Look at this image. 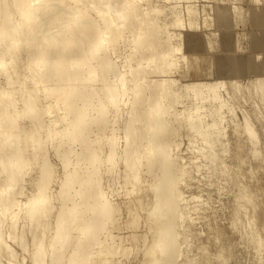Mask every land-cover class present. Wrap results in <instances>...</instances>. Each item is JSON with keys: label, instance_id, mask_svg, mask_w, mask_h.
I'll return each mask as SVG.
<instances>
[{"label": "bare ground", "instance_id": "1", "mask_svg": "<svg viewBox=\"0 0 264 264\" xmlns=\"http://www.w3.org/2000/svg\"><path fill=\"white\" fill-rule=\"evenodd\" d=\"M155 2L0 0V264H191L178 148L203 127Z\"/></svg>", "mask_w": 264, "mask_h": 264}, {"label": "rangeland", "instance_id": "2", "mask_svg": "<svg viewBox=\"0 0 264 264\" xmlns=\"http://www.w3.org/2000/svg\"><path fill=\"white\" fill-rule=\"evenodd\" d=\"M155 3L179 48V68L171 76L179 80L186 107L197 106L194 114L203 127V135L192 133L190 139L181 130L177 138L183 141L178 152L187 151L182 156L194 166L192 179L179 185L189 196L181 207L190 211L179 229L189 238L180 243L179 260L188 255L191 264H264L245 227L250 216L264 210V0ZM202 92L195 101L193 93ZM245 120L255 138L242 128Z\"/></svg>", "mask_w": 264, "mask_h": 264}]
</instances>
